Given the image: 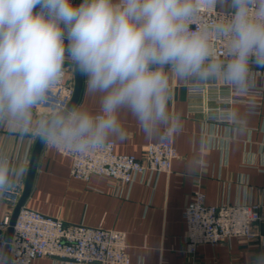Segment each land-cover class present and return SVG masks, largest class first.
Returning a JSON list of instances; mask_svg holds the SVG:
<instances>
[{
	"label": "clouds",
	"instance_id": "obj_1",
	"mask_svg": "<svg viewBox=\"0 0 264 264\" xmlns=\"http://www.w3.org/2000/svg\"><path fill=\"white\" fill-rule=\"evenodd\" d=\"M216 3L0 0V117L30 127L34 107L63 78L69 60L87 78V94L100 95L99 112L62 109L42 121L38 133L42 142L73 154L102 147L113 136L124 140L121 109L146 134L167 122L172 91L165 66L178 79L222 74L245 90L250 63L264 68V0H231V19L217 29L229 40L227 63L213 56L206 30L190 27L195 15ZM9 175V164L0 160V193ZM248 264H264V252Z\"/></svg>",
	"mask_w": 264,
	"mask_h": 264
},
{
	"label": "crops",
	"instance_id": "obj_2",
	"mask_svg": "<svg viewBox=\"0 0 264 264\" xmlns=\"http://www.w3.org/2000/svg\"><path fill=\"white\" fill-rule=\"evenodd\" d=\"M118 2V0H117ZM221 11L231 10V0H217ZM251 66L246 86L264 84ZM260 68V67H259ZM171 84L169 119L146 134L127 109L118 113L126 138L113 136L117 153L141 159L144 147L170 129L177 156L169 172L138 175L121 190L111 178L91 175L89 181L70 175L71 159L45 143L40 151L33 182L25 206L69 223L116 229L126 233V252L130 264H248L249 258L264 252L255 240L232 237L218 244H199L194 254L185 252L183 209L197 189L207 205L259 203L264 205V99L239 94L241 101L231 107L233 123L215 120L212 111H201L200 99L187 96L190 83L227 82L222 74L207 79L197 76L178 79L165 66ZM73 81V69L71 71ZM82 76L79 99L74 107L99 112L100 95L86 92ZM214 105V103H210ZM49 115L32 113L31 126L22 128L12 118L0 117V158H16L12 174L24 183L38 125ZM33 140L28 163H23L29 139ZM201 161L203 165L199 162ZM22 170L23 174H20ZM5 208L1 206V211ZM32 264H61L59 258L39 257ZM99 264V263H85Z\"/></svg>",
	"mask_w": 264,
	"mask_h": 264
},
{
	"label": "built area",
	"instance_id": "obj_3",
	"mask_svg": "<svg viewBox=\"0 0 264 264\" xmlns=\"http://www.w3.org/2000/svg\"><path fill=\"white\" fill-rule=\"evenodd\" d=\"M77 0H72L76 5ZM255 10V5L252 6ZM232 10L221 11L216 5L195 15L190 23L193 30L207 31L209 47L213 56L224 63L228 55L229 40L217 29L231 19ZM213 57H210L211 60ZM71 63V61H66ZM208 61H206V64ZM255 65L250 63L251 66ZM254 75L264 77V68L252 69ZM72 66H64V76L47 92L32 113L49 115L65 109L73 93ZM171 88V84L169 83ZM189 98L200 99L195 103L201 111H212L215 120L233 123L232 105L241 101L239 94L256 95L264 99V84L258 87L246 86L241 90L230 82L190 83L186 85ZM214 105H210V103ZM30 137L23 157L28 163ZM45 144L63 156L71 159L70 175L89 181L91 175H101L115 181L120 190L131 184L138 175L145 172H169L172 160L177 156L170 129L162 130L155 141L144 147L141 159L133 154L117 153L114 141L109 139L104 146L73 154L62 146ZM264 152V143L261 144ZM18 157H1L10 166V185L0 193V261L5 246V234L9 226L12 210L21 195L23 183L12 174L13 164ZM201 165L203 163L199 161ZM197 189L183 209L185 222V252L194 254L199 244H218L226 239L237 237L255 240L264 247V205L259 203L207 205L205 195L199 188V177H194ZM5 208L1 211V206ZM59 258L61 264H130L126 252V233L116 229L91 227L81 223L65 222L57 217L41 213L25 206L20 207L12 225L9 251L6 264H32L39 257Z\"/></svg>",
	"mask_w": 264,
	"mask_h": 264
},
{
	"label": "water",
	"instance_id": "obj_4",
	"mask_svg": "<svg viewBox=\"0 0 264 264\" xmlns=\"http://www.w3.org/2000/svg\"><path fill=\"white\" fill-rule=\"evenodd\" d=\"M82 2H83V0H77L76 5H79ZM66 64L71 65L72 69H73V93H72V96H71L70 100L68 101L65 109H63V110H68V109H71L75 106V104L77 103V101L79 99V95L81 92V86H82V75L75 69L72 62L66 63ZM44 143L45 142H42L40 140L39 134H38L34 143H33V147L31 150V154H30V158H29V163H28L27 172H26L24 183H23L21 195L19 196V198H18V200H17V202H16V204L12 210V213H11L9 226H8L6 234H5V246H4V250H3V254H2L0 264H6L7 255H8V251H9V242H10L11 233H12V225L15 221V218L17 216V213H18L20 207L24 205L25 199L28 196L29 191L31 189V185L33 182V177H34V172H35V168L37 165L38 157H39L40 151H41Z\"/></svg>",
	"mask_w": 264,
	"mask_h": 264
}]
</instances>
